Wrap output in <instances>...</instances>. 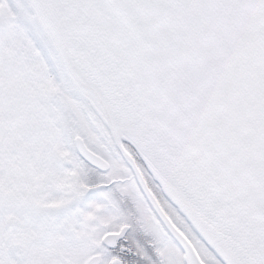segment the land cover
<instances>
[{
    "label": "snow or ice",
    "instance_id": "6c2138e0",
    "mask_svg": "<svg viewBox=\"0 0 264 264\" xmlns=\"http://www.w3.org/2000/svg\"><path fill=\"white\" fill-rule=\"evenodd\" d=\"M0 264H264V0H0Z\"/></svg>",
    "mask_w": 264,
    "mask_h": 264
}]
</instances>
